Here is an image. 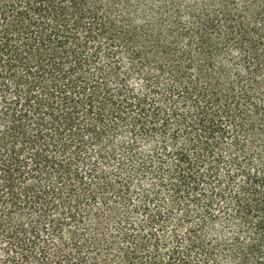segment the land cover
<instances>
[{"label": "trees", "instance_id": "trees-1", "mask_svg": "<svg viewBox=\"0 0 264 264\" xmlns=\"http://www.w3.org/2000/svg\"><path fill=\"white\" fill-rule=\"evenodd\" d=\"M0 264H264V0H0Z\"/></svg>", "mask_w": 264, "mask_h": 264}]
</instances>
